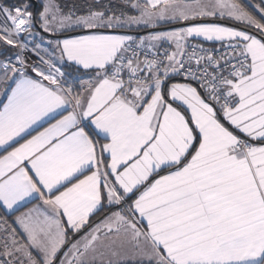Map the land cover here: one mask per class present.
Instances as JSON below:
<instances>
[{
	"label": "snow or ice",
	"instance_id": "obj_1",
	"mask_svg": "<svg viewBox=\"0 0 264 264\" xmlns=\"http://www.w3.org/2000/svg\"><path fill=\"white\" fill-rule=\"evenodd\" d=\"M0 264H264V0H0Z\"/></svg>",
	"mask_w": 264,
	"mask_h": 264
},
{
	"label": "rangeland",
	"instance_id": "obj_2",
	"mask_svg": "<svg viewBox=\"0 0 264 264\" xmlns=\"http://www.w3.org/2000/svg\"><path fill=\"white\" fill-rule=\"evenodd\" d=\"M68 2L71 3V0H69ZM78 2H82V0H78Z\"/></svg>",
	"mask_w": 264,
	"mask_h": 264
},
{
	"label": "flooded vegetation",
	"instance_id": "obj_3",
	"mask_svg": "<svg viewBox=\"0 0 264 264\" xmlns=\"http://www.w3.org/2000/svg\"><path fill=\"white\" fill-rule=\"evenodd\" d=\"M9 2H11V0H9Z\"/></svg>",
	"mask_w": 264,
	"mask_h": 264
},
{
	"label": "crops",
	"instance_id": "obj_4",
	"mask_svg": "<svg viewBox=\"0 0 264 264\" xmlns=\"http://www.w3.org/2000/svg\"><path fill=\"white\" fill-rule=\"evenodd\" d=\"M69 1V0H68Z\"/></svg>",
	"mask_w": 264,
	"mask_h": 264
}]
</instances>
